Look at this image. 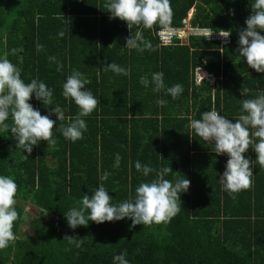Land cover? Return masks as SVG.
<instances>
[{
  "label": "trees",
  "instance_id": "obj_1",
  "mask_svg": "<svg viewBox=\"0 0 264 264\" xmlns=\"http://www.w3.org/2000/svg\"><path fill=\"white\" fill-rule=\"evenodd\" d=\"M106 2L0 0V58L20 68L25 83L38 79L53 91L51 105L44 106L34 94L29 103L57 124L56 146L41 141L31 154L17 147L10 130L0 132V175L15 180L19 203L13 228L18 239L0 250V264H114V256L125 251L129 264H264V168L254 162L252 189L233 199L219 181L229 157L212 152L214 144L204 143L189 126L190 118L200 119L209 110L235 123L246 114L241 101L264 92V73L250 68L237 51L238 33L246 27L254 0H170L171 26L180 25L193 8L194 26L231 33L230 43L223 47L194 35L186 43H176L175 38L174 45L162 46L155 35L158 24L130 30L125 21L110 18ZM137 30L155 51L125 47ZM21 48L13 54V49ZM112 62L130 69V75L105 71ZM57 63L62 65L60 71ZM196 67L207 69L216 79L195 83ZM74 70L90 81L85 88L100 100L83 117L87 130L76 142L66 140L60 131V124L67 126L79 112L75 102L62 94ZM156 72L164 74L166 88L180 84L183 92L176 99L166 90L154 92L151 80ZM142 76L150 81L148 87L140 83ZM242 87L250 90L247 95H241ZM160 99L166 105L159 106ZM56 106L64 110L63 122L51 113ZM6 123H13L11 116ZM245 156L256 160L251 148ZM137 161L156 171L145 177L136 170ZM163 167L173 169L165 179L191 182L180 194L181 211L167 225L131 227L132 221L125 218L101 224L89 221L87 227L76 229L68 226L65 212L80 207L84 194L91 197L102 184L118 206L134 200L135 189L155 179ZM25 204L47 218L35 217L22 226ZM65 235L83 243L79 248L70 245L63 240Z\"/></svg>",
  "mask_w": 264,
  "mask_h": 264
},
{
  "label": "clouds",
  "instance_id": "obj_2",
  "mask_svg": "<svg viewBox=\"0 0 264 264\" xmlns=\"http://www.w3.org/2000/svg\"><path fill=\"white\" fill-rule=\"evenodd\" d=\"M104 8L111 13L110 18L125 21L130 30L133 26L152 29L158 24L162 31H171L174 13L170 0H107ZM251 9L252 14L245 20L246 27L238 33L237 51L246 59L250 68L258 73H264V35H261V32H264V0H254ZM64 35V31L59 33L60 37ZM220 35L227 40L231 33L223 31ZM125 47L140 52L146 49L156 50L140 30L126 39ZM41 49L42 45L37 44V50ZM22 51V48L12 50L13 54ZM19 59L22 64L23 57ZM49 60L56 62L55 57H49ZM61 69L62 65L57 63V71ZM104 70H111L117 75L124 76L130 75L131 71L114 62L108 64ZM163 77L162 72L152 74L153 91L166 90L167 94L176 99L183 92L182 85L175 84L166 88ZM89 83L83 73L74 70L63 84V96L73 100L79 108L76 117L69 118L67 126L60 124V131L66 140L76 142L83 139V133L87 130L83 117L89 116L100 103V100L85 88ZM140 83L148 87L150 81L142 76ZM249 91L248 88L242 87L241 95H247ZM33 94L44 106L52 104L53 91L44 82L33 79L30 83H25L21 79V69L6 57L0 58V132L10 130L11 135L18 141L17 147L28 154H31L33 146L41 141L47 142L50 148L57 144L53 135L56 121L50 119L49 115H41L40 111L29 103ZM166 103L167 101L163 99L157 100L159 106ZM241 104L242 113L246 114L239 115L235 123L216 110H209L203 112L200 119L190 118L189 125L204 143L214 144V152L217 155L226 154L229 157L219 181L233 199L241 191L252 189L254 162L264 168V92L254 99L242 100ZM51 113L55 114L59 122L65 120V113L61 107L51 108ZM9 116L13 121L11 125L6 123ZM250 148L256 153L255 161L245 156ZM24 158L29 157L25 155ZM120 159L117 154L116 162L119 163ZM135 168L145 177L156 171L147 165L142 166L139 161L135 163ZM172 172L171 167H163L156 172L155 179L141 183L135 189L134 200H126L118 206L111 203L113 198L101 184L91 197L84 194L80 207H73L65 212L68 226L76 229L78 226L87 227L89 221L101 224L125 218L132 221L131 227L167 225L181 211L180 194L186 193L191 183L187 178L177 179L175 183L165 179V176ZM107 177L108 173H105L102 179L106 180ZM17 193L18 185L15 180L0 175V250L7 248L10 243L14 244L18 239L13 232L14 222L19 218L15 207ZM63 240H67L70 245L75 244L77 248L83 243L82 240L69 235H65ZM126 256V251L114 256V264H129Z\"/></svg>",
  "mask_w": 264,
  "mask_h": 264
},
{
  "label": "built area",
  "instance_id": "obj_3",
  "mask_svg": "<svg viewBox=\"0 0 264 264\" xmlns=\"http://www.w3.org/2000/svg\"><path fill=\"white\" fill-rule=\"evenodd\" d=\"M189 18H183L181 24L178 26H171V31L165 32L161 28L156 30V35L159 40V44L162 46L171 45L174 43L175 38H182L184 36H200L205 37L210 41L218 43L219 47H223L230 43V37L227 40L220 35L224 30L212 29L210 27L194 26L189 23ZM221 50V49H220ZM195 83H200L202 80L212 83L216 77L215 75L202 67H196L193 76Z\"/></svg>",
  "mask_w": 264,
  "mask_h": 264
},
{
  "label": "rangeland",
  "instance_id": "obj_4",
  "mask_svg": "<svg viewBox=\"0 0 264 264\" xmlns=\"http://www.w3.org/2000/svg\"><path fill=\"white\" fill-rule=\"evenodd\" d=\"M21 203V202H20ZM17 204L18 201H17ZM39 218V219H44L47 218V215L44 212H40L39 210H35L33 208V206H31L30 204H25L24 205V222L22 224V226L31 223L32 220H34V218ZM24 229L20 228V232L21 234L25 233L24 231L26 230L25 227H23ZM23 232V233H22Z\"/></svg>",
  "mask_w": 264,
  "mask_h": 264
},
{
  "label": "crops",
  "instance_id": "obj_5",
  "mask_svg": "<svg viewBox=\"0 0 264 264\" xmlns=\"http://www.w3.org/2000/svg\"><path fill=\"white\" fill-rule=\"evenodd\" d=\"M193 8H191L189 11H188V13H187V15H186V17H188L189 18V20L191 19V16H192V13H193ZM191 21V20H190ZM190 21H189V23H190ZM181 23V22H180ZM191 24V23H190ZM193 25V24H192ZM220 30H223V29H220ZM188 38H189V36L187 37V36H184V37H182V38H180L179 39V41L178 42H176V43H179V44H182V43H186L187 41H188ZM185 40V41H184ZM175 44V42L172 44V45H174ZM165 46H169V45H165ZM193 81H194V79H193ZM212 152L214 151V148L211 150ZM219 157H222V155H220ZM228 160V159H227ZM227 160H225V166H226V163H227ZM199 166V165H198ZM201 169H203L201 166H199Z\"/></svg>",
  "mask_w": 264,
  "mask_h": 264
},
{
  "label": "bare ground",
  "instance_id": "obj_6",
  "mask_svg": "<svg viewBox=\"0 0 264 264\" xmlns=\"http://www.w3.org/2000/svg\"><path fill=\"white\" fill-rule=\"evenodd\" d=\"M156 33V32H155ZM156 35V34H155ZM195 36V35H194ZM158 38V37H157ZM205 39V38H204ZM176 40V39H175ZM185 41V40H184ZM209 41V40H208ZM213 42V41H212ZM207 70V69H206Z\"/></svg>",
  "mask_w": 264,
  "mask_h": 264
}]
</instances>
